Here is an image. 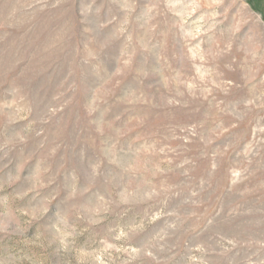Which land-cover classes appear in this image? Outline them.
Segmentation results:
<instances>
[{
  "label": "rangeland",
  "instance_id": "1",
  "mask_svg": "<svg viewBox=\"0 0 264 264\" xmlns=\"http://www.w3.org/2000/svg\"><path fill=\"white\" fill-rule=\"evenodd\" d=\"M0 264H264V0H0Z\"/></svg>",
  "mask_w": 264,
  "mask_h": 264
}]
</instances>
